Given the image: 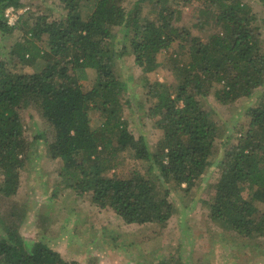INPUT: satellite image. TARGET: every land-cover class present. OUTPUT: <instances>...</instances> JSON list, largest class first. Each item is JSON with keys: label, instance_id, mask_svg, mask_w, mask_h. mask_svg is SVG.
Instances as JSON below:
<instances>
[{"label": "trees", "instance_id": "trees-1", "mask_svg": "<svg viewBox=\"0 0 264 264\" xmlns=\"http://www.w3.org/2000/svg\"><path fill=\"white\" fill-rule=\"evenodd\" d=\"M128 1L59 0L65 14L53 21L38 16L26 30L31 38L10 52L18 61H0V226L5 231L0 233V264H80L43 242L28 250L19 231L24 215L6 207L18 194L31 155L20 114L28 106L37 107L53 128L46 152L63 162L61 182L79 198L88 196L100 211L113 212L126 225L164 226L175 212L171 189L191 193L216 170L214 192L203 201L209 219L243 238L264 240V208L258 207L264 206V45L254 12L242 0H136L127 11ZM145 3L154 7V19L141 16ZM195 3L203 17L215 18L216 31L205 40L176 24L179 7ZM10 7L22 9V0H0V27L12 33L15 28L4 18ZM197 27L205 30L204 23ZM177 41L187 42V51L184 62L174 60V92L158 81L147 84L155 99L149 116L163 132L152 149L122 118L129 100H124L126 86L115 65L133 55L148 75L161 67L159 55ZM25 66L33 72H24ZM259 90V104L245 114L246 121L239 120L235 132L222 137L220 123L202 99L213 93L227 105ZM91 111L103 122L94 125ZM217 140L223 152L214 167ZM126 152L144 165V173L109 177ZM245 187L254 189L250 199L243 196Z\"/></svg>", "mask_w": 264, "mask_h": 264}, {"label": "rangeland", "instance_id": "rangeland-1", "mask_svg": "<svg viewBox=\"0 0 264 264\" xmlns=\"http://www.w3.org/2000/svg\"><path fill=\"white\" fill-rule=\"evenodd\" d=\"M242 1L250 6L256 16L260 41L264 45V4L259 0ZM135 3L136 0H129L124 6L130 11ZM22 5V9H16V15H11L13 24L5 17L7 10L4 13L7 25L15 30L9 33L0 27V61H18L10 52L17 43L31 38L26 30L38 16H46L53 21L65 14L59 0H22ZM152 9L154 7L145 3L141 16L148 15L154 19L157 14H153ZM202 10L196 3L182 4L176 24L205 40L211 32L216 31L215 18L203 17ZM201 23L205 24L204 31L197 27ZM114 34H117L116 42H121L120 30H115ZM186 44L177 41L160 54L158 61L161 67L148 75H144L135 65L133 55H126L115 65L116 76L126 86L124 100H129V107H124L122 118L128 123L129 131L137 138L144 137L152 149L163 132L149 116V107L155 103V99L148 95L147 84L158 81L164 83L166 92H174L178 79L172 67L175 59L185 61ZM40 46L43 47V44ZM23 70L33 72L30 66H25ZM91 80L89 77L86 84L89 85ZM254 93L253 97L227 105L219 104L213 93L207 99H202L213 119L220 123L222 137L234 133L233 128L238 121H246L245 114L259 104L257 97L261 91ZM20 114L24 137L32 149L30 159L22 170L18 194L7 200L6 207L8 210L15 208L24 215L19 231L28 250L36 242H43L59 252L66 261L80 264H157L164 260L177 264H264L263 239L243 238L209 219L203 201L214 192L213 185L218 179L216 170H212L191 193L171 189L170 200L175 205V212L166 225H126L113 212L93 207L88 196L79 198L61 182L59 171L63 162L51 160L46 152V144L54 139L52 126L35 106L23 108ZM90 116L94 125L103 122L98 112L91 111ZM228 141L233 143V139ZM222 146V140H217L214 167L223 152ZM144 171V165L126 152L120 155L109 177L129 179ZM2 179L0 175V186ZM253 193L254 189L250 187L243 189L246 199H250ZM2 206L5 208V205ZM258 207L264 208L263 205ZM4 232L0 226V233Z\"/></svg>", "mask_w": 264, "mask_h": 264}, {"label": "built area", "instance_id": "built-area-1", "mask_svg": "<svg viewBox=\"0 0 264 264\" xmlns=\"http://www.w3.org/2000/svg\"><path fill=\"white\" fill-rule=\"evenodd\" d=\"M16 13H17V10L13 7H10L7 9L5 17L8 19L10 24H13V22H12L13 18L11 17V15H16Z\"/></svg>", "mask_w": 264, "mask_h": 264}]
</instances>
